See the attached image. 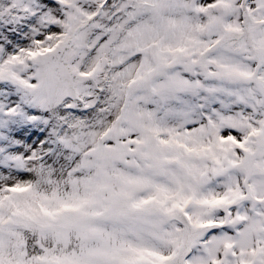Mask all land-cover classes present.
<instances>
[{
  "label": "snow or ice",
  "instance_id": "1",
  "mask_svg": "<svg viewBox=\"0 0 264 264\" xmlns=\"http://www.w3.org/2000/svg\"><path fill=\"white\" fill-rule=\"evenodd\" d=\"M0 264H264V0H0Z\"/></svg>",
  "mask_w": 264,
  "mask_h": 264
}]
</instances>
